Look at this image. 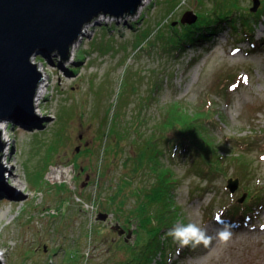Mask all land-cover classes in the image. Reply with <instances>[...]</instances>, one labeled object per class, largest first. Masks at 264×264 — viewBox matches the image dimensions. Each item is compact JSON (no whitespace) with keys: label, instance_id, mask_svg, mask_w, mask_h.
<instances>
[{"label":"rangeland","instance_id":"rangeland-1","mask_svg":"<svg viewBox=\"0 0 264 264\" xmlns=\"http://www.w3.org/2000/svg\"><path fill=\"white\" fill-rule=\"evenodd\" d=\"M214 1L240 13L252 7V0H147L134 18L88 27L69 61L54 55L32 60L47 84L40 118H51L42 119L43 129L18 123L14 131L7 124L14 143L7 183L25 196L0 191L2 264H145L152 247L146 226L164 210L157 205L159 190H152L155 167H132L147 147L153 160L163 152L162 165L178 179L169 197L179 213L175 227L195 223L211 237L207 246L187 248L165 232L156 238L164 256L158 252L148 264H264V204L240 229H227L226 241L217 235L216 220L244 196L240 181L234 194L226 188L228 179H238L232 157L248 165L250 186L264 190V15L253 31L255 51L231 28L180 54L167 44L171 24L187 11L212 9ZM178 104L206 115L218 155L230 163L224 176L201 180L190 159L171 157L170 143L190 137L161 126ZM69 164L75 170L68 187L50 168ZM138 190L146 210L135 204ZM99 213L109 215L106 222H96ZM116 224L124 237L112 230Z\"/></svg>","mask_w":264,"mask_h":264},{"label":"water","instance_id":"water-1","mask_svg":"<svg viewBox=\"0 0 264 264\" xmlns=\"http://www.w3.org/2000/svg\"><path fill=\"white\" fill-rule=\"evenodd\" d=\"M260 4V0H252L250 12H257ZM142 5L143 0H0V124L29 126L51 118H40L42 113L35 105L42 81V74L32 62L36 56L54 55L59 61L67 62L73 45L81 40L88 27L105 19L134 18ZM197 20V13L187 11L178 23L191 26ZM2 136L0 131V191L24 197L7 183L11 168L2 162L7 148ZM238 186V179L227 180L226 188L231 194ZM244 200L245 196L239 203ZM108 217L99 213L96 222H106ZM112 230L118 235L125 233L118 224Z\"/></svg>","mask_w":264,"mask_h":264},{"label":"trees","instance_id":"trees-1","mask_svg":"<svg viewBox=\"0 0 264 264\" xmlns=\"http://www.w3.org/2000/svg\"><path fill=\"white\" fill-rule=\"evenodd\" d=\"M260 2L261 7L257 10V13L250 12V9L248 11H245V9H243L245 13H240L234 8L235 6L231 7L227 5L226 2L214 1V6L212 7V9L197 13L198 20L194 25L186 26L177 23V27L175 26L174 28V26H172L174 23L171 24L170 28L172 29V37L170 38V40H168L167 44L171 46L172 50H175V53L180 54L185 52L188 48L195 49L196 47H201L202 45L211 42L213 37L222 32V30L231 28L237 36H240V41L248 42L250 44L252 48L250 49V51H255L259 42L254 40L253 31L255 29V25L263 19L264 15V5L262 1ZM141 17L142 16H140L138 20H141ZM130 25L132 29L135 28V23H130ZM69 71L71 72L76 70L68 69L67 72ZM207 107L208 106H206L205 108ZM191 112L192 111L187 110L182 104H178L175 110H171L170 116H167V118L164 116V118L162 119L161 126H166L167 128L171 126L179 127V131L182 135H190V137L188 138H180L175 142L170 143V141H166L173 147V155L171 153V157H173V160L174 157L177 159H181L182 157L190 159L193 167H197L195 169H192V172L201 180H211V177H213L214 175L224 176L226 172L225 167H230L228 165L230 164L228 163V157L226 159L224 156L218 155V153L221 151V148L214 141L211 134L204 126L203 121L206 115L203 113L196 114L194 112ZM215 116H218V113H216ZM197 121H202L203 126L196 125L195 122ZM210 121L211 120H207L205 123H208ZM35 125L37 126V128L43 129L46 124L40 121H35ZM9 127L14 131H18L17 127L12 124L9 125ZM148 152V147L141 148V150H139L137 154L138 156L136 157V159L139 158L138 161H136L135 159V162L138 163L139 166L134 164L132 167L138 169L141 165H147L150 163L155 167L154 173L157 177L158 184L156 186H153L152 190H159L160 198H158L159 202L157 203V205L164 210L158 213L160 215L158 216L157 220L153 222V225L146 226V231L150 233L148 235L151 239L149 242L152 243H150L152 247L148 250L146 249L147 252L145 254H150L148 258H146L147 261L145 264H148L158 252L161 257L164 256L163 248L165 246L163 244V247L161 248V244L156 238H160L163 233L168 232L170 229L175 227V224H177L179 217L178 209L174 204L172 197L171 199H169L174 186L176 187L179 184L178 179L173 172H169V170H167V168L162 165L161 156H163V152H159V159L157 160L148 158ZM142 155H144L145 157H141ZM238 157H240V155H238ZM238 157H232V159L235 160L232 161L236 164L234 177L238 178L240 181V190H242L241 194L245 196V200L242 204H239V200L241 198L234 200L232 204L226 206L224 210H222L221 214H219L216 219L217 224L220 227L224 226L227 229L232 230L240 229L241 226L245 224V222L249 221V217L254 215L255 207L264 204V190H262L263 188L256 189L254 188L255 186H250L251 180H249L248 178V165L246 164V162L243 163L242 161H237ZM131 170L137 171L132 168ZM210 188L211 187L209 184L206 188H202L201 190L205 191L209 190ZM137 193L138 197L135 199V204L141 205L144 210L148 209V205L143 200L142 190H138ZM165 196H167L166 199ZM144 206L146 207V209ZM154 218L152 216L151 221H153ZM141 223L142 222H140L139 225ZM144 225L147 224L144 223ZM168 237L171 238V236ZM142 256L143 254L141 253L136 257V259L140 261L142 259Z\"/></svg>","mask_w":264,"mask_h":264},{"label":"clouds","instance_id":"clouds-1","mask_svg":"<svg viewBox=\"0 0 264 264\" xmlns=\"http://www.w3.org/2000/svg\"><path fill=\"white\" fill-rule=\"evenodd\" d=\"M256 183L259 184L260 181L257 180ZM168 235L171 236L173 240L178 242L181 247L189 245L195 247L200 244L207 246L211 241V237L207 235L204 228L195 223H188L180 227H173L168 231ZM217 235L221 240L226 241L229 238L230 233L226 227L222 226L218 230Z\"/></svg>","mask_w":264,"mask_h":264},{"label":"built area","instance_id":"built-area-1","mask_svg":"<svg viewBox=\"0 0 264 264\" xmlns=\"http://www.w3.org/2000/svg\"><path fill=\"white\" fill-rule=\"evenodd\" d=\"M42 81L38 87V90H41V87L43 85V79L46 80V78L44 77V74L42 75ZM8 128V126H7ZM4 141L7 144V148H6V153H8V155L10 154V151L12 150V146H14V143L11 142L10 138H7L4 136V134L2 133ZM51 169V173H53L55 176L53 177L54 180H59L62 181V183L59 184H67L69 187V184L72 182V179H74L73 177V172H74V168L73 165H59L55 168H50ZM49 183V182H48ZM94 210V209H93ZM1 257L4 260V256H3V252H0Z\"/></svg>","mask_w":264,"mask_h":264},{"label":"bare ground","instance_id":"bare-ground-1","mask_svg":"<svg viewBox=\"0 0 264 264\" xmlns=\"http://www.w3.org/2000/svg\"><path fill=\"white\" fill-rule=\"evenodd\" d=\"M146 1H147V0H144L143 5H144V3H145ZM78 43H79V41L76 42V43L73 45L71 51H73L75 48L78 47ZM40 71H41V73H44L43 70H40ZM45 87H47V84H45V79H43V85H42V87H41V90H40V89L38 90V92H37V95H38V96H37V100H35V101H36V102H35L36 108L39 107V101H38V100L43 96L44 88H45ZM0 130H1V132L4 134L5 137L10 138V134H9V132H8V130H7V123H1V124H0ZM8 156H9L8 153H4V154H3V157H2V162H3L4 164H6L7 167H13V164H9V162H8V160H9V157H8ZM16 187H17V186H16ZM0 261H1V263L4 262L3 258L1 257V255H0Z\"/></svg>","mask_w":264,"mask_h":264},{"label":"flooded vegetation","instance_id":"flooded-vegetation-1","mask_svg":"<svg viewBox=\"0 0 264 264\" xmlns=\"http://www.w3.org/2000/svg\"><path fill=\"white\" fill-rule=\"evenodd\" d=\"M125 235H123L122 237H124Z\"/></svg>","mask_w":264,"mask_h":264},{"label":"snow or ice","instance_id":"snow-or-ice-1","mask_svg":"<svg viewBox=\"0 0 264 264\" xmlns=\"http://www.w3.org/2000/svg\"><path fill=\"white\" fill-rule=\"evenodd\" d=\"M247 78H245V81H246Z\"/></svg>","mask_w":264,"mask_h":264}]
</instances>
